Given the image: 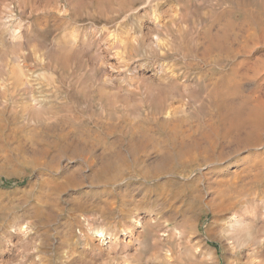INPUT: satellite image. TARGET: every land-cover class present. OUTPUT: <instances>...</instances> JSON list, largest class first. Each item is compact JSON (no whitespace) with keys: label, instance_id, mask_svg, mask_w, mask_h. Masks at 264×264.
Segmentation results:
<instances>
[{"label":"bare ground","instance_id":"6f19581e","mask_svg":"<svg viewBox=\"0 0 264 264\" xmlns=\"http://www.w3.org/2000/svg\"><path fill=\"white\" fill-rule=\"evenodd\" d=\"M174 1L175 0H18L16 3H18L17 7L19 8L17 9H20L18 14L21 17H30L27 15V13L32 14L37 11L43 16L45 15L48 22H52L49 23L50 25L45 22L44 23L53 29V31L57 30L56 32H58L67 26L69 27L71 24L76 25H71L72 29L69 27L71 29V31L69 30L70 32L68 31V33H66L62 31L64 34L61 33L62 35H60L58 33L59 35L57 34L54 36L52 41L53 43L50 40L52 44L44 38L36 37L31 32H28L27 36L25 35L26 39L23 41V43H21L22 45L19 44L21 40L20 42L16 41L17 38H14L15 40H11L12 42L16 41L19 43L15 45L13 42V45H10L11 47L9 46L10 52L8 53L11 56L7 57V55H5V58L2 57L5 62L0 64V116H3V114L9 110L14 115L13 120L17 123L16 127L19 131L30 129V131H32L30 133H34V139L31 141V159H33L35 163L40 164L45 168H54L62 157L65 158L64 156H66V158L68 157L69 159L81 158L87 163L93 162V160L97 158L94 156L97 146H95V144L92 142V144H90V142L87 140V136L91 138V136L94 135L95 138H100L106 129H110H104L105 127H110L111 125L115 126L118 121L124 122L122 125L124 126L128 123V118H124V116H126L128 112L135 110V108L140 110L144 109V102L146 100L148 101L151 96V99L157 98L159 102L164 101L160 110L164 112V114L166 113V117L165 120L161 122V124H163L165 128L169 125L171 127L173 126V128H176L175 130L176 136H178V141L174 144V148L177 150V156L175 159L179 156L181 158H186L191 162L201 161L202 163L207 164L208 167H212L210 173L216 175L217 177L220 176V178H215L214 181H212L213 185H216L215 187L212 186L215 188V192H212L216 194V199L214 200V206H211V210L214 213L225 211L229 212V222L225 224V226L227 225L225 230L224 228L222 229L223 232L226 231V237H228L230 240L229 243L235 249L244 251L247 249L248 245L254 248V252L257 253L253 254L256 255L253 256L255 258L249 256V259L247 262H245V264H264L263 260L258 256L264 249V224L261 227L259 226L260 228H256L255 225L258 224H253V221L250 222L251 220L248 221V218H253L256 214L264 210V180L261 179H264V159L261 158L263 156L262 154H264V98H259L260 96H257V98L255 97L256 99H238V101L235 98L230 99L227 97V84H225L219 78H210V75L200 77L196 85L197 87H193L196 90L192 89L194 91L191 90L192 92H190L189 89V92H187L186 88H188V83L185 85L186 82L185 84H182L181 82L175 80V75H173L174 73L171 76L169 75L170 79H167L165 74L169 72L170 68H167L168 66L164 67V64H158L160 65V71H155L150 75H146L149 71L148 64L146 62L140 61L137 63L138 65L133 66V68L131 67L133 62L130 64V60L137 56L139 52L144 50L146 51V48H148V50L151 48V50L153 49V52L156 51L157 53H160V56L162 54L165 56V53L168 54V52H166V50H168L170 54H179V56L183 59H188L190 56L197 57L201 59V61L203 60L207 63H217L220 68H223L228 60L230 61L231 59L236 58L241 53L245 52L249 42L256 44L261 42V40L264 41V0H200L206 6V11H204L203 14L201 13L202 15L198 10H190V7L188 9L186 8L187 12L185 13L176 12L175 9H171L170 7L164 8L165 4L169 2L173 3ZM6 4L4 11L7 16H0V46L5 45L4 42L6 37H8L7 32L9 30V26L6 25L5 22H7V20L5 19H8L11 14H14L12 4ZM183 7L181 8L184 9ZM234 15L242 16V20H231V17ZM45 17L43 19H45ZM194 18H201L203 21V30L200 28L199 29L201 31L199 32L198 30H195L196 23L194 22ZM85 19H91L94 22V26H91L93 29L89 34L87 33V35H82L83 33H81V28L77 25V23L84 21ZM191 19L193 20L191 21ZM39 21H42L41 18H39ZM127 22L133 23L132 26L137 29V34L133 35L131 33L132 30L130 31L129 27L127 30L121 29V26ZM97 23H100L101 26H98L99 24L96 26L95 24ZM88 24L92 23L89 22ZM112 24H115L119 28H117V30L120 31L114 32L111 30L112 28L110 25ZM18 25L20 26L21 24ZM174 25L177 26L176 36L178 37H176L174 40H171L172 38L170 40H168L169 38L165 40L161 34L165 29H170ZM29 26H31V23ZM39 27L43 28V25L40 26L39 24L37 29H40ZM14 28L15 27H12V29ZM87 29H89V27ZM21 30L22 29H20V31ZM86 31L88 32V30ZM9 32L11 33V29ZM26 33L27 32H25V34ZM163 34H166V32ZM18 38L20 37L18 36ZM9 42H7V45ZM98 43L101 44V47L102 45H104V47L100 49ZM28 46H32L34 48V51H32L31 47H29L32 51L31 54H33L36 58L35 60H39L41 63L46 62L45 64L49 66V68L46 69L44 67V76L39 75L43 78L46 74L48 75V80L45 79L48 81L47 85H45L46 87L43 85L42 87L32 80L34 74L36 75V72H30L32 70L29 67L31 63L28 62L30 63L28 66L26 61L29 54V50H27ZM161 49L166 50L163 53ZM3 50L0 51L2 52ZM1 52L0 54L3 53ZM97 55L103 57L102 59L105 58L109 60H115L116 64H110L109 68H112L114 72H116V77L114 76V78H110L109 80L107 77H105L107 72L103 67V62L102 66L99 64L101 59L98 61L100 56L98 57ZM1 56L2 55H0V59ZM157 60L158 58L156 61ZM32 62L34 64V61ZM237 68L240 67L237 66ZM252 68L250 70L254 69ZM259 70L262 71L263 69L259 68L257 71ZM124 72L133 74V77L131 78L130 76V78L134 79L135 81L132 82L131 79L129 80L127 75H124ZM246 72H249L247 74H250V71ZM237 73L238 72H236L235 75ZM4 74L7 76L5 77ZM96 74H100L101 77H105L104 81L101 79V77L98 78L99 80L97 81L92 80L91 78L94 77L93 75L96 76ZM139 74H142V76H138ZM235 78L234 80L232 79V82L235 80L239 82L237 77ZM236 81L234 83H236ZM230 84L231 83L228 85ZM236 85L238 84L236 83ZM233 88L232 92L234 91ZM37 92L39 94H37ZM2 98H4L5 101H3ZM244 99L246 98L244 97ZM157 100L154 99L156 102ZM83 104L86 106L84 107ZM94 111H99L101 113L110 112L115 115L113 116V120L106 119L105 121L103 120L102 116H99L98 118L95 117L96 119L93 120L92 118L93 114L95 113ZM10 112L8 114H10ZM133 113L135 115V112ZM12 118L13 117H10L9 119L11 120ZM0 121L3 120L1 119ZM91 122H93V125H90ZM131 122L132 121H130V123ZM5 125L6 124L4 123L3 126ZM89 129L92 131L93 129L102 130L98 131L97 133L94 131L91 133ZM12 131L14 132V130ZM36 133H39L38 136H36ZM35 136L37 138H35ZM114 140L116 141V139ZM110 143H112V141ZM22 147V145L18 146L20 151L24 149V147L21 149ZM259 149H261L262 152L257 151ZM106 151L109 150H105L102 155V158L105 160L102 161V164L99 168L97 167V169H95L91 179L95 183H102L104 185L116 183L118 178L122 175L124 167L126 166V156L121 153L122 151ZM243 152H247L249 154L239 158L238 156ZM237 157L239 158L237 162H233V164L229 162L232 159H236ZM224 163H228V165H225ZM235 163L242 164L240 175L236 177L233 176L234 178H229L226 174L229 172L230 167L235 165ZM190 165H192V163ZM77 167L78 166H76V168ZM76 168L74 171H69L71 173H68L67 175L65 174V180L58 183L56 189H59L61 192L62 190L69 187H77L78 185L81 186L82 178L80 177L79 172L82 168ZM207 175L204 174L205 180L209 178ZM239 176L241 179H237ZM238 180H241V182L238 183ZM258 181H263V183H261L263 185V189L261 191L259 190L260 192H254L255 190L252 191V188L250 189L249 186L252 183ZM190 182H192V180ZM196 189H198V187ZM212 189L213 188H211V190ZM166 193L164 194L166 195ZM160 195L165 196L163 194ZM159 197L156 198L159 199ZM157 199H155V201H157ZM166 199L164 198V200ZM208 202L210 203L211 201ZM75 203L77 204L78 210L85 212L84 207H86V205L82 204L80 199H77ZM154 207L156 209V206ZM100 212L101 213H94L89 216L86 215L87 217H85L84 220L81 218L76 220L78 224L77 226L80 227L79 230H81V232L86 233L87 231V233H89L84 236L86 237V240H80L82 244L87 245V248L99 250V254H102V256L107 254L108 258L115 257L117 254H123L124 258L127 257L130 259L129 253L135 250L134 253L137 251L135 257L139 260V257L142 254L141 243L143 240L134 237L133 227L136 229L141 228L144 231L147 229V227H149L151 230H154L157 226H154L153 222L156 220H148L149 222H145V217H140L137 214H134L135 212L133 213L132 210H129V212L124 215L129 217L125 220V222H131L130 225L125 223L121 227L119 224H115L114 232L112 228L106 226V220L107 218L112 219V214L105 213V209L101 210ZM178 215L176 216L178 217ZM164 219L167 220L166 218ZM224 219L226 220V218ZM158 221L161 220L159 219ZM163 222L166 223L165 221ZM156 223L154 222V224ZM16 228L23 230L24 227L19 226ZM179 231L181 230L179 229ZM120 233L132 235V240H121L119 238ZM94 236H97V238L95 239ZM68 241L69 240H65L64 242L60 243V245L65 249V256L70 258L73 256V251L75 250L73 249V244L78 241L75 243ZM198 243L200 242L198 241ZM47 246L49 247V245ZM54 247H56V245H54ZM55 250L57 251V249ZM61 251L62 253L64 252L63 249H61ZM34 253L35 252H33V254ZM134 253H131V255ZM202 253L205 254L206 250H202ZM29 255H31V253ZM200 256L202 255L200 254ZM74 257L71 258L75 259ZM135 257L133 256V258ZM213 259L214 258L211 256L210 260ZM168 260L166 259V261ZM42 261H44V258L42 260L40 258V264H42ZM124 262H126V260ZM5 263L6 262H4V264ZM37 263H39V261ZM53 263L54 262L52 261V264Z\"/></svg>","mask_w":264,"mask_h":264},{"label":"rangeland","instance_id":"374dc122","mask_svg":"<svg viewBox=\"0 0 264 264\" xmlns=\"http://www.w3.org/2000/svg\"><path fill=\"white\" fill-rule=\"evenodd\" d=\"M17 1L18 0H3V1L0 0V16H2V17L7 16L5 11H4L5 10V4L7 2H8L7 4H9V3L12 4V8L14 10V14H11L8 19H5V20H7V22H5V23H6V25L9 26V30L7 32L8 37H6V40L4 42L5 45L0 46V50H3V48H4V50L2 51L3 53L0 51L2 53V54H0V55H2L1 59H2V57L5 58V55H7V57L11 56L8 53V52H10L9 46L10 45L12 46L13 44L17 45V43H19L20 40H21V42L19 44L23 43V41H25V39H26L28 32L29 33L31 32L36 37L44 38L49 43H51L53 41L54 36H56L58 33L60 35L64 34L63 32L68 33L69 30L71 31L72 26L76 25V24H71L72 26L69 25V27L71 29L67 26L64 28L66 30L61 29L58 32H56L57 30L53 31V29H51L48 26V25H50L49 23H52V22H48L46 20L47 18L45 17V15L43 16L41 13H38L37 11L32 13V14L27 13V15L30 16V17H26L28 20L25 17H21L18 14L20 12V9H17V8H19V7H17V5H18V3H16ZM169 3L165 4L164 8L170 7L171 9L173 8L176 10V12H179V13L187 12V9L189 7H190V10H198L200 14L201 13L203 14V12L206 11L205 4H203L200 0H178V1L175 0L173 2L174 4L171 2H169ZM181 7H183L184 9H182ZM1 13H2V15H1ZM44 17H45V19H43ZM39 18H41V20L43 22L39 21ZM197 19L194 18V22L196 23L195 24L196 25L195 30L196 31L198 30V32H199V31L203 30V21L200 18V19H198L199 20V22H198ZM237 19L242 20V16L234 15L233 17H231V20H237ZM18 20L20 21V23ZM192 20L193 19H191V21ZM36 21L38 24L36 23ZM39 22H41V23H39ZM44 22L47 23L48 25H46ZM89 22L92 24H88ZM30 23H31V26H29ZM128 23L129 22L124 24L125 26L122 25L121 29L127 30V28L129 27L130 31L132 30L131 33L133 35L137 34V29H135V27L132 26L133 23L132 22L129 23L131 27L129 26ZM18 24H21V25L19 26ZM39 24H40V26L43 25V28L39 27L40 29H37ZM17 25H18V27H17ZM77 25L80 26L81 33H83L82 35H87V33L89 34L90 31L93 29V28H91V26H94V22L91 19H85L84 21H80L79 23H77ZM95 25L101 26L100 23H97ZM198 25H200V26H198ZM27 26L29 29L27 28ZM110 26L112 28L111 30H113L114 32L120 31V30H117L118 27L115 24L114 25L112 24ZM12 27H15V28L12 29ZM25 27H26V29H25ZM45 27L47 30L45 29ZM88 27L90 30L87 29ZM176 28H177V26L174 25L170 29H165L164 31L166 32V34H163V33H165L163 31V33L161 34L162 37L165 40L167 38H169L168 40H170L171 38H172L171 40L176 39V37H178V36H176ZM10 29H11V33L9 32ZM20 29H22V30L20 31ZM42 29L44 30V32ZM85 29L88 30V32ZM167 31H169V32H167ZM25 32H27V33L25 34ZM8 33L9 34L13 33V34L9 35ZM44 34H46V35H44ZM170 34H171V37H170ZM18 36L20 38H18ZM14 38L19 39V40L16 39V41H19V42L13 41L14 42L13 43L11 40H15ZM50 40H51V42H50ZM7 42H9L8 45H7ZM261 42H258L256 44L249 42L248 43L249 45L247 46L246 51L243 52L244 54L241 53L239 55L240 57L238 56L236 58L231 59L230 61L228 60L223 68H220L217 63H212V62L207 63V62H204L203 60L201 61V59H199L197 57H191L190 56V57H188V59H183L182 57L179 56V54H176V55L170 54L169 51L166 50L167 49L166 47H165L166 49H161V51L163 53L165 52V50H166V52H168V54L165 53V56H164V54H162V52H161L162 55L160 56V53H157L156 51L153 52V49L151 50V48L149 50H148V48H146L147 49L146 51L144 50V51L139 52L138 55L135 56L136 58L134 57L133 59L130 60L131 62L130 61L129 62H130V64L133 62L131 64L132 68H133V66H137L138 65L137 63L140 61L146 62L148 64V69H149V71L146 75H150L155 71L156 72L160 71L159 70L160 65H158L160 63H161V65L164 64L163 65L164 67L168 66L167 68H170V70H169V72H167V74H165L167 79H170L169 75L171 76L174 73L173 75H175V80L181 82L182 84H185V82H186L185 85H187V83H188V85H187L188 88H186L187 92H189V89H190V92L196 90L194 88L197 87L196 85H197L198 79L200 77H205L206 75L207 76L210 75V78H213V79L219 78L225 84H227V90H228L227 97L228 98H230V99L235 98L237 101H238V99L239 100H251V99H256L257 96H260L259 98H261V97L264 98V96H263L264 95L263 94L264 93V75H263L264 74V64H262V63H264L263 62L264 61V57H263L264 56V41L261 40ZM98 46H100V49L104 47V45H102V47H101L100 43H98ZM29 47H31L32 51H34V48L32 46H28L27 50H29L28 51L29 54H28V57L26 59L28 66L31 63V65L29 67L32 70L30 72H34V73L36 72V75L34 74V77L31 76V77H33L32 80H33V82L38 83L39 85H41V86L43 85L44 87H46L45 85H47V83H48V81H46V80H48V75L45 73L46 75L44 78L42 76H39V75L44 76L43 72L46 68H49V66H47L45 64L46 62L41 63V62H39V60H35L36 58L33 54H31L32 51ZM94 49H95V47H94ZM143 52H145V53H143ZM144 54H146L147 56ZM148 55H150V56H148ZM176 57H178V58H176ZM102 58L103 57H101V56H100V58H98V61L100 59L102 60V61L100 60L99 61L100 63L99 62L98 63L101 66L104 64L103 67L107 72L105 77H107L108 80L110 78H114V76L116 75V72H114V70L112 68H109V67H110V64H116L115 60H113V59L109 60V59H105V58L102 59ZM157 58H158V60L156 61ZM1 59H0V64H3L5 62V60L2 59V60H4V61H2ZM32 59H34V60H32ZM195 59L196 60L198 59L197 63H196ZM134 60H135V62H134ZM32 61H34V64ZM104 61H105V63H104ZM194 61H195V63H194ZM28 62H30V63H28ZM102 62H103V64H102ZM183 62H184V64H183ZM191 62L193 63V65ZM203 63H204V65H203ZM195 64H196V66H195ZM41 65H43V66H41ZM237 66L240 68H237ZM255 66H257V67H255ZM44 67H45V69H44ZM251 68L253 70H250ZM259 68L263 69V70L257 71ZM233 69L235 72L233 71ZM241 70H242V72H245L246 75H245V73H242ZM246 71H250V74H247L249 72H246ZM2 72L4 73L3 70H2ZM236 72H238V73L235 75ZM127 73L128 72H124V75L125 76L127 75V77L130 80L133 77V74H131V73L127 74ZM259 73H260V75H259ZM37 74H38V76H37ZM158 74H159V72H158ZM177 74H178V76H177ZM238 75H240V76H238ZM4 76L6 77L7 75L4 74ZM35 76H37V77H35ZM93 76L94 77H92V78L90 76L89 77L92 80H96V81L99 80L98 78L101 77L100 74H96V76L95 75H93ZM130 76H131V78H130ZM138 76L141 77L142 74H139ZM226 76H227V78H226ZM105 77L102 76L101 79L104 81ZM235 77H237V80L239 81V82H237L235 80L238 85H236V83H234L235 81L232 82V79L234 80ZM107 78H106V80H107ZM228 78H229V80H228ZM239 79H241V80H239ZM131 81L133 82L135 80L131 79ZM191 83H192V85H191ZM229 83H231V84L228 85ZM232 88L234 89L233 92H232ZM238 88H240V89H238ZM192 89H194V90H192ZM235 91H237V92H235ZM37 94H39V93L37 92ZM151 97L149 98L148 101L144 100L145 101L144 102V109L140 110V109L135 108V110L128 112L126 114V116H124V118H126V117L128 118L127 119L128 123L125 124L124 126H122L124 124V122L118 121V123L115 124V126L111 125L110 127H105L104 129H106V128H110V129H106L104 131V133L100 136V138H95L94 135L91 136V138L87 136L88 142H90V144L93 143V144H95V146H97L95 149L96 151L94 152L95 153L94 156L97 158H95L93 160V162L87 163L86 161L82 160L81 158L69 159L68 157L66 158V156H64L65 158L62 157L61 160H59L57 162V165L54 168H45V167L41 166L40 164L35 163L34 160L31 159V155H32L31 141H33V139H34V133H30V132H32V131H30V129H25V130L19 131L16 127L17 123L13 120L14 115L9 110L4 113L5 115L3 114V116H0V120L1 119L3 120V121H0V124H1L0 125V137L2 138V139L0 138V260H1L0 263L2 262L1 264H4V262H6V263L8 262L7 264H28V263L29 264H34V263L40 264V258H41V260L44 258V261H42V264H52V261L54 262L53 264H105V263H107V264H126V263H128V264H207V263H209V264H245V262L248 261L249 256H251V257L256 256V255H253V254H257V253L254 252V248L252 246L248 245L246 250H244V251L240 250L239 251V249H235L229 243L230 240L228 239V237H226V234H225L226 231L223 232V229H222V228H224V230H225V227L227 226V225L225 226V224H227L229 222V218H228V216L230 215L229 212L225 211V212L214 213L211 210L212 209L211 206L212 205L214 206V200L216 199V194L214 193L215 192L214 187L216 185H213L212 181H214L215 178H220V176L217 177L216 175H213L212 173H210V170L212 167H210V166L208 167L207 164L202 163L201 161H199V162H193L192 161L191 162L190 160H188L186 158H181L179 156H178V158L175 159V157L177 156V153H176L177 150H176V148H174V144H175V142L178 141L177 140L178 136H176V130H175L176 128H173V126L171 127L170 125L165 128L164 125L161 124V122L164 121L165 117H166V113L164 114V112H162L160 110L164 101L159 102L157 100V98H154L155 100H157V102H156V101H154V99H151ZM244 97L246 99H244ZM2 100L5 101L4 98H2ZM152 100H153V102H152ZM83 105H84V107L86 106L85 104H83ZM9 112H10V114H8ZM94 112L95 113L93 114V118H92L93 120H95L99 116H102L103 120H105V121H106V119L107 120H113V118H114L113 116L115 115V114L110 113V112H105V113H101L99 111H94ZM133 112H135V115ZM10 117H13V118L10 120L9 119ZM11 121H12V124H11ZM130 121H132V122L130 123ZM7 122H9V123H7ZM4 123L6 124L5 126H3ZM13 124L15 125V127ZM8 125L9 126L12 125L13 127L12 126L9 127ZM90 125H93V122H91ZM134 125H136V126H134ZM12 130H14V132ZM100 130H102V129H100ZM100 130H94L93 129V131L95 133H97ZM89 131H91V133L93 132L91 129H89ZM19 132H20V134H19ZM106 132H108V133H106ZM31 134H33V135H31ZM38 134L39 133H36V136H38ZM11 136H12V139H11ZM36 136H35V138H37ZM118 138H119V140H118ZM114 139H116V141H118V142H116ZM263 139H264V135H263ZM111 141H112V143H110ZM109 143H110V146H109ZM19 145H22L24 147V149L22 147L21 149H23V150L20 151V149L18 148ZM106 145H107V147H106ZM98 147H100V148H98ZM13 150H14V152H13ZM105 150L120 151V152L122 151L121 153H123L124 156H126V158H125L126 159V162H125L126 166L124 167V171L122 172V175L118 178L119 181L117 180V182L114 184H106V185H104L102 183L98 184L97 182L95 183V182H93V180H91L95 169H97V167L99 168L100 165L102 164V161L105 160L102 158L103 152H105ZM109 151H106V152H109ZM257 151L262 152L261 149H259ZM168 154H169V156H168ZM248 154L249 153H247V152H243L238 157L241 158L242 156H246ZM111 155H113V154H111ZM170 155H171V157H170ZM262 155L263 156L261 158L264 159V154H262ZM238 157L236 159H232L229 162L232 164H233V162H237L239 159ZM183 160L184 161L186 160L188 162H186V161L184 162ZM191 163H192V165H190ZM224 164L228 165V163H224ZM91 165H94V166H91ZM76 166H78L77 167L78 169H80V168L83 169V170L80 169V172H79L80 177L82 178L81 186L78 185L77 187H69V188H66L60 192L59 189H56L57 184L64 181L65 176L68 173H71L69 171H74ZM206 168H207V170H206ZM241 168H242L241 163L240 164L235 163V165H232V167H230L229 172H228L229 174L227 172H226L227 174L226 173L225 174L229 178H232L233 176L236 177V176L240 175ZM233 173H234V175H233ZM204 174H206V175L208 174L207 177H209V178H207L205 180ZM263 174H264V172H263ZM90 175H91V177H90ZM237 179H241L240 176L237 177ZM261 179L264 180L263 178H261ZM191 180H192V182H190ZM170 181H171V183H170ZM240 182H241V180H238V183H240ZM204 183L206 184V186ZM261 183H263V181L262 182L261 181L254 182L249 186V188L250 189L252 188V191L255 190L254 192H258L259 190L261 191L263 189V185ZM187 184H189V185H187ZM212 186H214V187H212ZM251 186H254V187H251ZM197 187H198V189H196ZM192 188H194V189H192ZM211 188H213V189L211 190ZM200 189L203 191H201ZM198 190H199V192H198ZM166 191L168 194L166 193ZM175 191H178V192H175ZM212 191H214V192H212ZM163 192L166 193V195ZM190 192H192V193H190ZM160 194H163L165 196H161ZM159 196L162 198L163 202L161 201V198ZM76 197H77V199L81 200L82 204L86 205V207H84L85 209L87 208L86 210L84 209L85 212L77 209V204L75 203L77 200ZM156 197L157 198L159 197V199H157ZM154 198L157 199V201H155ZM164 198L165 199L167 198L168 200L167 199L164 200ZM208 201H211L212 203L211 202L209 203ZM153 202H154V204H153ZM156 202H158V203H156ZM154 206H156V209ZM103 209H105V213L112 214V219L107 218V220H106L107 225L106 226L112 228V230L114 232H115V229H114L115 224H119V226L122 227L125 223L126 224L128 223V222H125V220L128 219L129 217L125 216L124 214L128 213L129 210H132L133 213L135 212L134 214H137L140 217H145V219H144L145 222H147L148 220L149 221L156 220V221H154L155 223L157 222L156 224H154V222H153V225L157 226L154 230H151L149 227H147V229L144 231L141 228L136 229L135 227H133L134 228L133 229L134 230V232H133L134 237L140 238L141 240H143V242L141 243V248H142L141 253L142 254L139 257V260H138V258L135 257V254L137 253V251L134 253L135 250H133V252L131 251L129 253L130 259L127 257L124 258L123 254L122 255L117 254V255H115V257H112V258L110 257L111 258L110 259V258H108L107 254L106 255L104 254V256H102V254H99V250H97V249L93 250V248H87V245L82 244V242L80 240H83V239L86 240V237H84V236L86 234H89V233H87V231H86V233L81 232V230H79L80 227L77 226L78 224H77L76 220L79 218L84 220V218L89 216V215H92L94 213H101L100 211ZM158 209H159V211L161 210L164 213H162L161 211L159 212ZM82 212H83V215H82ZM153 214H155V215H153ZM176 215H178V217ZM256 215L253 217L254 219L252 217L248 218V221H250V220H251L250 222L253 221V224H258V225H255V227L260 228L264 224V222H263L264 221V218H263L264 217V210H262L260 213H258ZM159 216H161V217H159ZM173 216H175V217H173ZM164 218H166L168 221L165 220ZM224 218H226V220ZM159 219L161 221H158ZM162 220L165 221L166 223H164ZM190 222H192V223H190ZM130 223L131 222H129L128 225H130ZM128 225H126V226H128ZM19 226H23L24 227L23 230L16 228ZM121 227H119V228H121ZM179 229L181 231H179ZM151 231H153V232H151ZM81 236H82V238H81ZM187 236H189V237H187ZM96 238H97V236L95 237V239ZM119 238L121 240L130 241V240H132V235L127 234V233L126 234L120 233ZM65 240H69L68 242H74V243L76 241H78L75 244H73V246L75 247V248L73 247V249H75V250L73 251V249H72L74 254L71 257L75 256L74 257L75 259H73L71 257L68 258L67 256H65V251H64L65 249L60 245V243L64 242ZM198 241L200 243H198ZM17 243H18V245H17ZM50 243H51V245H50ZM47 245H49V247ZM54 245H56V247H54ZM53 247H54V249H53ZM167 247L170 249V251ZM60 248L63 249V251H64L63 253H62ZM160 248H161V251H160ZM55 249H57V251ZM23 250H25V251H23ZM26 250H28V251H26ZM196 250H197V252L199 250V252L197 253ZM202 250L203 251L206 250V253L207 252H209V253H207V254L205 253L206 254L205 255L202 253ZM33 252H35V253L33 254ZM240 252H242V253L244 252V253L242 254ZM247 252H249V253H247ZM30 253H31V255H29ZM131 253H134V254L131 255ZM24 254H26V255H24ZM61 254H63V255H61ZM200 254L202 256H200ZM210 254L214 258L213 260H210V257H211ZM213 255H215V256H213ZM133 256L135 258H133ZM258 256L264 262V249L260 253V255H258ZM34 258H35V260H34ZM156 258L159 260L161 259V260L159 261ZM215 258H216V260H215ZM253 258H255V257H253ZM166 259L167 260L169 259V260L166 261ZM47 260H48V262H47ZM125 260H126V262H124ZM155 260H157V261H155ZM230 260H232V261H230ZM11 261H12V263H11ZM33 261H34V263H33ZM38 261H39V263H37ZM90 262H92V263H90Z\"/></svg>","mask_w":264,"mask_h":264}]
</instances>
